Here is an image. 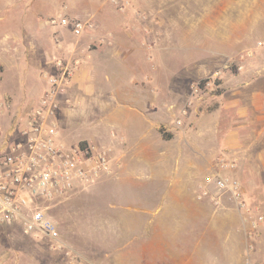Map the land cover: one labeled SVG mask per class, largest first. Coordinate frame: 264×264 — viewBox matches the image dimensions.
I'll use <instances>...</instances> for the list:
<instances>
[{"label":"rangeland","instance_id":"1","mask_svg":"<svg viewBox=\"0 0 264 264\" xmlns=\"http://www.w3.org/2000/svg\"><path fill=\"white\" fill-rule=\"evenodd\" d=\"M60 17L93 29L76 38L68 27L51 25ZM96 20H120L154 43H144L148 51L156 43L162 48L160 64L187 86L177 129L197 147L186 150L194 166L169 163L165 173L166 164L151 167L139 153L124 155L121 145L131 138L120 124L80 117L84 138L121 151L93 143L108 151L110 172L49 209L74 264H264V0H0V155L43 96L54 62H68L73 44L110 34ZM155 131L175 146L163 126ZM219 157L236 168L220 170ZM225 174L239 181L248 213L205 182ZM164 175L188 183L185 195L181 189L182 197H172L160 184L169 180ZM0 264L71 263L45 237L14 224L0 225Z\"/></svg>","mask_w":264,"mask_h":264},{"label":"crops","instance_id":"2","mask_svg":"<svg viewBox=\"0 0 264 264\" xmlns=\"http://www.w3.org/2000/svg\"><path fill=\"white\" fill-rule=\"evenodd\" d=\"M100 21L110 34L94 35L90 41H84L86 43L78 42L70 46L73 56L80 54L82 50L84 54L83 62L73 74L66 94L59 100L60 109L57 117L59 142L67 148L85 141L97 143L114 154L121 151L122 146L124 155L128 152L139 153L140 160L147 162L151 167L156 162L166 164L165 173L177 163L185 170H189L194 166V162L186 150L197 145L192 144L195 139L190 135L181 140L183 136L176 126L181 103L187 95L186 84H180L178 72L174 73L160 64L163 54L157 43L148 51L144 43L154 45L149 38L126 30V26H122L123 22L120 20H96V24L100 25ZM64 42L68 41L64 39ZM91 45L95 47L91 49ZM127 78L131 81L127 82ZM180 85H183V88ZM47 87L46 85L44 93ZM84 115L88 119L91 115H96L98 118L120 124L121 129L131 138L129 145L126 143L121 146L109 145L103 139L99 141L84 138L77 127L81 126L79 119ZM159 126H163L165 132L171 133L175 146H170L169 141L164 140L162 134L155 131ZM205 131L201 128V135L205 136L203 134ZM153 132H156L155 141L151 139ZM201 135L197 132L195 138L200 139ZM229 144L231 138L225 137L223 147L228 148ZM169 163H172L170 168L167 167ZM166 178H169L168 182L164 183L161 180L160 184L165 186L167 191L172 190L169 193L172 197L176 195V198H179L185 195L184 186L188 183L174 177ZM155 189L161 191L159 187ZM181 189L183 193L178 196Z\"/></svg>","mask_w":264,"mask_h":264},{"label":"built area","instance_id":"3","mask_svg":"<svg viewBox=\"0 0 264 264\" xmlns=\"http://www.w3.org/2000/svg\"><path fill=\"white\" fill-rule=\"evenodd\" d=\"M50 23L68 27L76 38L93 29L90 22L70 21L67 17ZM83 54L82 50L68 62L56 60L55 72H45L46 92L34 107L25 112L18 128L10 134L12 139L2 146L4 153L0 155V225L17 224L27 236L45 237L52 250L65 251L71 264L78 261L60 239L49 209L110 172V157L104 148L93 143L67 148L58 140L59 100L66 94L73 74L81 66ZM187 106L190 107L191 103ZM217 162L220 170L236 168L233 160L219 157ZM205 182L228 192L248 213V208L240 201L241 187L235 177L218 175L207 178Z\"/></svg>","mask_w":264,"mask_h":264},{"label":"trees","instance_id":"4","mask_svg":"<svg viewBox=\"0 0 264 264\" xmlns=\"http://www.w3.org/2000/svg\"><path fill=\"white\" fill-rule=\"evenodd\" d=\"M202 83H203V82H202ZM84 143H85V142H81V143H80V146H84V145H85Z\"/></svg>","mask_w":264,"mask_h":264}]
</instances>
